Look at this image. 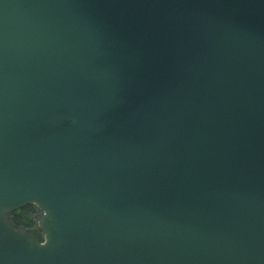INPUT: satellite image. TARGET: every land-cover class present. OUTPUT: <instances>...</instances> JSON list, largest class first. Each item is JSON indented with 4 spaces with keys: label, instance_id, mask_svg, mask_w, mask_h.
I'll return each mask as SVG.
<instances>
[{
    "label": "water",
    "instance_id": "water-1",
    "mask_svg": "<svg viewBox=\"0 0 264 264\" xmlns=\"http://www.w3.org/2000/svg\"><path fill=\"white\" fill-rule=\"evenodd\" d=\"M0 264H264V0H0Z\"/></svg>",
    "mask_w": 264,
    "mask_h": 264
},
{
    "label": "trees",
    "instance_id": "trees-1",
    "mask_svg": "<svg viewBox=\"0 0 264 264\" xmlns=\"http://www.w3.org/2000/svg\"><path fill=\"white\" fill-rule=\"evenodd\" d=\"M38 210L35 205H27L10 213L9 220L16 229H23L35 238L40 239L37 221L35 219Z\"/></svg>",
    "mask_w": 264,
    "mask_h": 264
},
{
    "label": "rangeland",
    "instance_id": "rangeland-1",
    "mask_svg": "<svg viewBox=\"0 0 264 264\" xmlns=\"http://www.w3.org/2000/svg\"><path fill=\"white\" fill-rule=\"evenodd\" d=\"M38 213H39V212H38ZM38 213H37V214H38ZM37 214H36V215H37ZM38 230H39V228H38ZM39 235H40V237H41L40 239H37V238H35L34 236H33V237H34L35 239L39 240V241H42V239H43V236H42V234H41L40 230H39Z\"/></svg>",
    "mask_w": 264,
    "mask_h": 264
}]
</instances>
